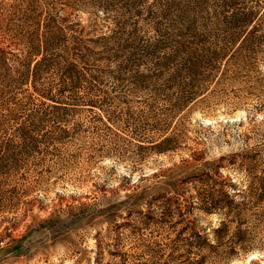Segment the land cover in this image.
Returning a JSON list of instances; mask_svg holds the SVG:
<instances>
[{
	"label": "rangeland",
	"instance_id": "obj_1",
	"mask_svg": "<svg viewBox=\"0 0 264 264\" xmlns=\"http://www.w3.org/2000/svg\"><path fill=\"white\" fill-rule=\"evenodd\" d=\"M69 2L0 0V264H153L148 244L163 239L169 227L139 228L135 213L120 214L133 204L173 203L176 194L166 184L175 180L184 223L214 245L203 264H264V231L256 220L237 239L222 210L205 213L194 198L212 192L226 206L229 183L244 189L248 176L264 167V19L257 39L246 45L232 40L230 22L234 13L264 11V0H197L205 44L228 47V59L206 66L207 92L176 117L179 147L163 155L138 148L170 119L164 102L149 98L133 100L130 123L117 109L119 120L110 128L99 121L98 109L77 107L62 123L74 133L61 143L39 135L52 121L33 127L42 105L32 93L31 73L37 46L54 40L49 17L74 12L70 20H88ZM42 75L44 86L58 81L55 68ZM24 128L37 140L25 139ZM220 221L225 228L216 233Z\"/></svg>",
	"mask_w": 264,
	"mask_h": 264
},
{
	"label": "trees",
	"instance_id": "obj_2",
	"mask_svg": "<svg viewBox=\"0 0 264 264\" xmlns=\"http://www.w3.org/2000/svg\"><path fill=\"white\" fill-rule=\"evenodd\" d=\"M68 6L89 14L88 20L86 23L70 20L74 12L50 16L54 40L37 46L31 84L32 93L38 96L43 108L34 115L36 124L32 125L38 130L46 120L53 124L48 129L42 128L40 137L50 143L68 140L74 129L62 123L77 107L98 109L99 121L107 128L119 120L117 109L125 116L124 123H130L133 120L130 104L141 97L164 102L170 119L163 127H156L159 132L156 139L145 141L146 145L142 141L138 148L158 155L175 152L180 144L175 132L176 117L207 92L202 86V81L209 76L203 73L206 66L218 59H228V47L216 50L205 44L207 35L198 28L197 0H72ZM45 17L40 15V25L45 24ZM263 17L264 11L257 15L253 12L232 14L230 22L235 26L232 40L240 45L252 43L258 37V21H263ZM0 54H3L1 49ZM52 68L59 74L58 81L44 86L42 74ZM31 133L30 128L23 129L25 139L36 141ZM249 176L244 189L229 183L232 193L225 194L226 206L214 199L212 192L194 197L205 213L222 210L228 216V223L235 225L233 233L237 239L246 235L250 219L256 220L261 232L264 231V167L254 178ZM204 178L209 183L211 177L207 173ZM176 184V180L166 184L176 194L172 196L173 203L172 198H167L154 205L152 201L133 204L120 217L135 213L139 228L169 227L163 239L148 244L151 263L203 264L207 257L205 251L210 253L214 245L184 223L185 209L178 202ZM171 217H174L173 223H170ZM179 224L183 225L175 229ZM224 228V221H220L215 232ZM95 263L99 264V260L95 259ZM118 263L129 264L124 259Z\"/></svg>",
	"mask_w": 264,
	"mask_h": 264
},
{
	"label": "bare ground",
	"instance_id": "obj_3",
	"mask_svg": "<svg viewBox=\"0 0 264 264\" xmlns=\"http://www.w3.org/2000/svg\"><path fill=\"white\" fill-rule=\"evenodd\" d=\"M250 257V259H252L253 257H254V255H251V256H249Z\"/></svg>",
	"mask_w": 264,
	"mask_h": 264
}]
</instances>
